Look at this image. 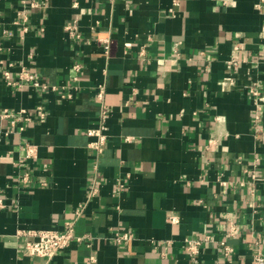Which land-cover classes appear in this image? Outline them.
I'll list each match as a JSON object with an SVG mask.
<instances>
[{
	"label": "crops",
	"instance_id": "0c3cea01",
	"mask_svg": "<svg viewBox=\"0 0 264 264\" xmlns=\"http://www.w3.org/2000/svg\"><path fill=\"white\" fill-rule=\"evenodd\" d=\"M260 98L264 0H0V264H46L21 233L68 224L49 264H254Z\"/></svg>",
	"mask_w": 264,
	"mask_h": 264
},
{
	"label": "built area",
	"instance_id": "2783aa9c",
	"mask_svg": "<svg viewBox=\"0 0 264 264\" xmlns=\"http://www.w3.org/2000/svg\"><path fill=\"white\" fill-rule=\"evenodd\" d=\"M75 69H79L77 66ZM6 83L9 86L18 85L19 82H14L12 80L11 74L9 71L5 73ZM22 79L34 83L38 86V83L35 82L34 77L31 74H25L22 76ZM254 97H258L259 93L257 91H252ZM102 97L103 94H100ZM261 100L264 98H260ZM21 115V116H20ZM19 116L15 117L10 112L4 111L3 116L7 119H10L12 129H19L20 132L24 131L23 123L25 121H31L30 115L23 112ZM107 112L104 110L101 115V122L97 128L90 129L87 132L89 137L94 138V140L89 144L90 148L96 152V154L101 155L103 152L104 146L107 144L108 137H106L107 123H106ZM24 121V122H23ZM6 135L13 133L12 130L6 131ZM27 147V157L32 158L36 155L37 147L33 144H26ZM123 187V186H121ZM7 208L4 201L0 198V210ZM172 222H176V218H171ZM22 235L28 238L25 246V252L29 256H35L45 259L46 264H49L60 252L68 248L72 241L75 239V230L73 224H68V228L64 232H57L53 230H31L22 232ZM124 240L130 239V236L124 235L122 237ZM199 242H195L190 246V251L192 253H197V246ZM227 250V249H226ZM254 264H264V257L260 254H257L254 258Z\"/></svg>",
	"mask_w": 264,
	"mask_h": 264
}]
</instances>
